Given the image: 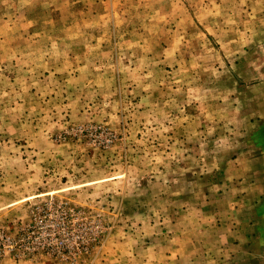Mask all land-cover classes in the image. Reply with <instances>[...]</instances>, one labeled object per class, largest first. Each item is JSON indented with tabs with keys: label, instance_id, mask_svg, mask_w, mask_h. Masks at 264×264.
Segmentation results:
<instances>
[{
	"label": "rangeland",
	"instance_id": "obj_1",
	"mask_svg": "<svg viewBox=\"0 0 264 264\" xmlns=\"http://www.w3.org/2000/svg\"><path fill=\"white\" fill-rule=\"evenodd\" d=\"M263 142L264 0H0V264H196Z\"/></svg>",
	"mask_w": 264,
	"mask_h": 264
},
{
	"label": "crops",
	"instance_id": "obj_2",
	"mask_svg": "<svg viewBox=\"0 0 264 264\" xmlns=\"http://www.w3.org/2000/svg\"><path fill=\"white\" fill-rule=\"evenodd\" d=\"M263 144L264 142L262 146ZM258 160V168L252 170L247 166V193L243 195L242 205H235L247 208L245 217L240 220L228 219L227 221L218 217H215V221L204 217L196 219L194 233L187 235L190 241L197 243L195 248L191 244L190 251H195L199 255L200 249L212 245L218 250L215 264H227L223 261L228 250L232 252V255L225 257L227 260L239 258V255L243 254L247 255V264H264V153L259 154ZM224 225L227 226L226 229L223 228ZM181 236L184 237V235ZM208 236L211 238H207ZM179 254L181 257L186 256L190 259L188 253L179 251ZM197 254L193 256L196 259V264L197 262L203 264L204 261L200 260L202 254L200 256ZM222 258L223 260H221Z\"/></svg>",
	"mask_w": 264,
	"mask_h": 264
}]
</instances>
